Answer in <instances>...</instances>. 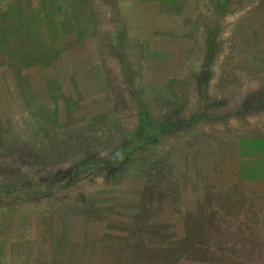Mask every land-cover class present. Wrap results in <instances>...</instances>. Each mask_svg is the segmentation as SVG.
Segmentation results:
<instances>
[{
    "label": "rangeland",
    "instance_id": "rangeland-1",
    "mask_svg": "<svg viewBox=\"0 0 264 264\" xmlns=\"http://www.w3.org/2000/svg\"><path fill=\"white\" fill-rule=\"evenodd\" d=\"M263 166L264 0H0V264H264Z\"/></svg>",
    "mask_w": 264,
    "mask_h": 264
},
{
    "label": "trees",
    "instance_id": "trees-1",
    "mask_svg": "<svg viewBox=\"0 0 264 264\" xmlns=\"http://www.w3.org/2000/svg\"><path fill=\"white\" fill-rule=\"evenodd\" d=\"M167 130L168 127L166 125L155 126L150 124L147 118H144L143 133L138 137L135 142L117 150V152L113 156H111V158H115L117 155L131 153L139 149L142 145L152 141L160 133L166 132Z\"/></svg>",
    "mask_w": 264,
    "mask_h": 264
},
{
    "label": "crops",
    "instance_id": "crops-1",
    "mask_svg": "<svg viewBox=\"0 0 264 264\" xmlns=\"http://www.w3.org/2000/svg\"><path fill=\"white\" fill-rule=\"evenodd\" d=\"M263 168H264V166H263ZM262 173H264V172H262ZM262 177L261 178H264V176L263 175H261ZM256 180H258V181H261L260 179H256Z\"/></svg>",
    "mask_w": 264,
    "mask_h": 264
}]
</instances>
